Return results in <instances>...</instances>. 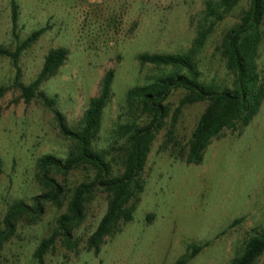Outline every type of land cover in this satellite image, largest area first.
Masks as SVG:
<instances>
[{
    "label": "rangeland",
    "instance_id": "374dc122",
    "mask_svg": "<svg viewBox=\"0 0 264 264\" xmlns=\"http://www.w3.org/2000/svg\"><path fill=\"white\" fill-rule=\"evenodd\" d=\"M206 1L0 0V45L14 49L41 30L19 56L23 84L38 76L51 49L67 50L63 63L44 78L39 90L53 100L73 130L83 125L90 99L100 92L108 70L113 71L91 146L118 174L125 147L116 136L117 126L142 125L152 118L138 100L129 98L128 91L173 71L141 62L139 55L188 52L203 21ZM248 5L249 0H240L198 49L195 69L203 84L220 89L232 84L226 58L217 47ZM259 28L256 63L264 80V17ZM15 76L11 59L0 55V229L14 202L32 203L33 196L46 190L39 178L38 159L44 154L65 158L73 147L40 98L24 101ZM187 94L177 88L165 100L168 114L154 132L141 171L143 188L132 203V219L115 223L94 253L86 241L107 204L104 191L94 192L74 228L75 245L68 248L59 238L43 256V264H175L184 255L185 264H231L242 252L250 230L264 227V98L250 123L222 130L204 149L202 162L192 164L186 162L187 142L208 102H185ZM93 173L84 165L66 174L51 171L64 187L61 204L47 202L40 216L18 217L1 244L0 264H38L33 256L38 243L67 211L74 187L92 179ZM192 245L201 249L188 256ZM253 264H264V251Z\"/></svg>",
    "mask_w": 264,
    "mask_h": 264
},
{
    "label": "trees",
    "instance_id": "16d2710c",
    "mask_svg": "<svg viewBox=\"0 0 264 264\" xmlns=\"http://www.w3.org/2000/svg\"><path fill=\"white\" fill-rule=\"evenodd\" d=\"M240 0H207L205 2L203 21L200 23L193 46L186 53L159 54L142 53L141 62L156 66L171 67L173 71L157 76L148 83L136 85L128 91L132 100H138L144 111L152 113L146 124L124 123L115 130L118 139L124 140V157L122 171L112 173L111 162L105 159L100 151L91 146V137L99 124V118L108 98L113 71L108 70L102 80L100 92L90 99L83 117V125L77 130L69 128L63 121L61 113L54 107L53 100L39 90L44 78L56 72L67 55L63 47L51 49L45 56L38 76L29 84L19 81L18 60L21 52L35 40L41 30L34 31L14 49L0 45V55L11 59L16 70L15 84L27 103L31 99L40 98L54 113L59 130L73 142V147L65 158L54 154H44L38 159L39 178L45 191L33 196L32 203L19 200L14 202L4 216V229H0V247L15 228V222L22 214L40 216L44 212V204L52 202L60 205L64 197L63 185L52 175L51 171L66 174L79 166H89L93 170L90 180L77 184L69 198L67 211L56 220L54 230L40 240L33 256L38 264H43V256L53 247L59 238L71 248L75 245L74 228L82 221L87 198L96 191H104L107 195L106 210L95 229L87 238V246L94 253L100 250V244L109 234L111 228L119 220H131L133 201L142 191L141 171L157 131L168 114L165 100L170 93L182 88L188 92L185 102L207 101L206 108L200 114L188 139L186 162L200 164L203 151L210 141L222 130L235 123L247 125L257 114L264 98V80L257 63L256 49L261 40L259 28L264 17V0H249L247 10L241 15L239 22L228 29L222 36L217 49L226 58L227 68L233 80L230 86L219 88L203 84L195 69V55L222 20ZM16 11L13 7L12 22L15 25ZM182 70V71H181ZM179 108L174 113L176 119ZM201 249V245H192L191 254ZM264 251V227H254L245 240L243 250L234 256L231 264H253ZM187 255L178 258L175 264H185Z\"/></svg>",
    "mask_w": 264,
    "mask_h": 264
}]
</instances>
